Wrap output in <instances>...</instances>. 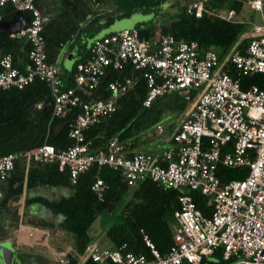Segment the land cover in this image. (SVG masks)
I'll return each mask as SVG.
<instances>
[{"label":"built area","instance_id":"obj_1","mask_svg":"<svg viewBox=\"0 0 264 264\" xmlns=\"http://www.w3.org/2000/svg\"><path fill=\"white\" fill-rule=\"evenodd\" d=\"M41 1L0 0V22L7 7L29 14L28 25L8 35L12 39L25 38L30 44L23 72L13 66L11 55L0 57V90H20L42 81L51 97L50 120L73 113L75 116L68 126L70 146L56 151L42 144L20 155L26 164L55 160L59 171H68L72 185L93 167L120 170L130 188L150 179L165 188L198 191L207 198L209 207V215H204L191 196L179 197V210L173 214L176 229L172 245L164 255L147 241L150 258L102 247L92 248L87 258L97 264H200L203 258L217 255L218 264H264V89L255 85L243 89L238 79L222 69L227 64L243 76L264 73V24L252 25V32L245 34L249 37L247 45L230 52L223 64L216 52L201 54L197 42L177 41L170 34L142 39L130 28L103 35L92 40L88 59L75 65L73 86L63 89L58 63L48 62L42 36L48 19ZM237 1L252 11L263 12L264 0ZM211 2L185 0L184 5L196 18L205 14L237 22L235 11H224ZM127 64L146 82L144 108L174 92H181L190 102L185 119L168 139L169 147L158 156L133 152L130 143H121L117 138L110 140L105 149L93 151L92 142L85 139V130L114 113L120 97L136 83L131 78L114 80L106 87L109 98H91L110 71L121 70ZM43 107L38 104L36 109ZM157 131L162 133L163 127L157 126ZM17 157H0V182L8 180ZM219 164L246 168L248 174L243 180L221 185L216 176ZM105 189L101 179L91 186L99 200ZM56 264L74 263L63 254Z\"/></svg>","mask_w":264,"mask_h":264},{"label":"trees","instance_id":"obj_2","mask_svg":"<svg viewBox=\"0 0 264 264\" xmlns=\"http://www.w3.org/2000/svg\"><path fill=\"white\" fill-rule=\"evenodd\" d=\"M167 2L168 0H60L62 12L59 18L47 22L42 32L48 62L57 63V55L63 47L69 50L77 48L82 54L75 60L73 69L77 63L88 59L90 42L100 26L99 15L92 11V7L101 8L105 4L117 12L116 17L105 14L107 26L112 24L114 19L129 18L133 14L152 16L147 22L137 23L133 27L140 38L148 39L158 34H170L177 41H195L201 54L212 50L217 53L221 64L234 49H242L247 45L249 39L244 36L250 32L252 22L246 21L243 17L244 10L248 8L244 2L237 0L211 2L224 11H235L237 20L235 23L205 14L196 18L188 14L186 6L180 5L177 1L172 6L178 11L170 19L160 22L159 19L169 15L167 10H163ZM14 13L15 10L7 7L3 10L2 19L9 21ZM24 14L29 16L26 12ZM88 15H92V18L88 19ZM29 50L30 44L25 38L12 39L7 33L0 34V57L4 54L11 55L13 66L21 72L28 63ZM222 69L234 79H238L243 89L251 85L264 89V73L243 76L227 64H223ZM72 71L61 77L63 89L73 86ZM126 78H131L136 83L120 97L114 113L103 117L97 124L85 130V139L92 142L93 151L105 149L110 140L117 138L121 143H130L133 152L158 156L163 149L169 147L170 142H165V139L175 132L178 126L175 118L186 111L188 102L183 99L181 92H174L155 99L149 108H144L142 103L147 95L146 82L141 73L130 64L121 70L110 71L101 80L99 88L92 93L91 98L94 100L109 98L110 94L106 88L108 83ZM50 101L48 87L39 80L20 90H0V157L7 154L18 155L14 169L6 180L7 193L1 209H7V202L10 199H17L24 190L41 186L68 189L69 196L61 197L57 201L36 197L26 199L25 206L40 204L52 215L62 218L59 227L74 238V251L67 255L72 263L77 264L87 250L91 239L88 231L94 221L103 212H112L129 193V198L115 221L105 231L104 244L107 246L102 248L150 258L148 241L159 254L164 255L172 245L175 231L170 228L169 219L174 220L173 214L179 210L178 199L182 195L191 196L196 208L204 215H209L207 198L198 191L165 188L150 179L130 188L120 170L107 167L91 168L81 174L76 184L72 185L68 171H59L55 160L26 164L20 155L33 152L42 144L51 145L56 151L66 149L72 144L68 137V126L75 114L52 120L44 117L42 110H37L36 106L45 105ZM62 124L64 126L60 129ZM159 125L163 127L162 133L157 131ZM247 174L246 168H227L221 164L216 170L221 185L231 180H243ZM96 179H101L106 186L102 200H99L91 190ZM217 257L215 255L203 258L200 264H218ZM83 264L97 263L87 258Z\"/></svg>","mask_w":264,"mask_h":264},{"label":"crops","instance_id":"obj_3","mask_svg":"<svg viewBox=\"0 0 264 264\" xmlns=\"http://www.w3.org/2000/svg\"><path fill=\"white\" fill-rule=\"evenodd\" d=\"M41 2H43L44 14L48 22L57 20L62 12L60 1L42 0ZM92 11L99 15L100 25L94 38L113 33H106L107 28L113 22L109 26L106 25L105 12H100L98 8L95 9L93 7ZM87 18L91 19L92 15H88ZM81 55L77 48L74 50H69L67 47L61 48L57 55L60 77L72 71L75 60ZM64 62L67 63L65 64ZM183 118L185 119V116ZM169 137L165 139V142H168ZM7 186V182H5V190L4 192H0L1 204L5 199ZM69 194L70 191L66 188L41 186L24 190L22 195L17 199H10L6 204L7 209H1L0 211V217L5 216L0 225V258L3 254L2 251H4V242H9L14 255L17 257L14 264H56L57 259L61 255L72 254L74 251V238L71 234L69 236L67 234L68 232L66 233V231L59 227L62 218L52 215L47 209L40 206V204H32L29 207L25 206L26 199L37 197L53 202L59 200L61 197H67ZM50 218L53 219V222H49ZM33 226H36L38 229L33 228ZM52 228L56 229V231H50ZM33 229H37L38 231L34 233ZM49 232H52V234ZM83 262L79 259V263Z\"/></svg>","mask_w":264,"mask_h":264},{"label":"rangeland","instance_id":"obj_4","mask_svg":"<svg viewBox=\"0 0 264 264\" xmlns=\"http://www.w3.org/2000/svg\"><path fill=\"white\" fill-rule=\"evenodd\" d=\"M176 1L179 2L180 5H184V3H185V0H168V2L165 3V5H164L163 10H167V12H169L170 17H169V15H166V16H163V19H159L158 21L163 22L166 19H170L171 16H173L178 11V9L176 7L172 6ZM93 8L96 9L97 6H93ZM98 10L100 12H105V14L107 16L116 17V15H117V12L114 11L113 8L107 4H105L101 8H98ZM263 16H264V9H263V12L261 14L260 12H255V11L250 10L249 8H246L244 10V14H243V17L245 18V20L252 22V25L264 24V17ZM151 18H152V16H148V15L133 14L129 18H122L119 20L117 19L113 22L112 25H110L107 28L106 33L118 32L122 29H130V28H133L137 23L147 22ZM250 27H252V26H250ZM250 31L252 32V29ZM246 36L247 35H245V37ZM246 38H249V37H246ZM64 63L66 64L67 62H64ZM65 64H64V66H66ZM189 108H190V102H188V104H187L186 111L184 113H182L181 115H178L177 118H175V122L178 123V122L182 121L184 119L183 117L186 115ZM129 195H130V193L127 194L121 200V202L118 204V206L112 212H103L94 221V223L91 225V227L88 231V234L90 235L91 239H90V242L88 244L87 250L85 251L84 255L80 258L81 262H83L87 257H89L91 255L92 248L107 246L106 244H104L105 243V238H104L105 231L115 221L116 216L120 213L123 205L125 204V202L129 198ZM12 218H14V216H12ZM50 221L53 222V219L50 218L49 222ZM169 225H170V228L172 230L176 229V223L171 218L169 219ZM33 228H37V227L33 226ZM37 229H33V232L36 233L38 231ZM50 231H56V229L52 228V229H50ZM49 233L52 234V232H49ZM67 234H69V233H67ZM69 236H71V235L69 234ZM5 255H7L6 259H5ZM16 260H17V257L14 255L13 250L11 251L10 248H4L3 257L0 258V264H14L16 262Z\"/></svg>","mask_w":264,"mask_h":264},{"label":"water","instance_id":"obj_5","mask_svg":"<svg viewBox=\"0 0 264 264\" xmlns=\"http://www.w3.org/2000/svg\"><path fill=\"white\" fill-rule=\"evenodd\" d=\"M28 23H29V17L25 16L21 12H15L13 17L9 21L4 20V21L0 22V34H4V33L8 34V33L18 32V31L24 29L28 25ZM51 108H52L51 102H48L44 105V107L42 109V114L44 117H50ZM63 126H64V124H62L59 128L62 129ZM4 190H5V183L0 182V192H4ZM4 218H5L4 215L0 217V225L2 224ZM3 244H4L3 248H10V250L12 251V248L10 247L9 242H4ZM2 253L4 254V251H2ZM3 254H2V257H3ZM6 257H7V255H5V259H6ZM210 260H212V259H210ZM212 262H217V261L212 260Z\"/></svg>","mask_w":264,"mask_h":264},{"label":"flooded vegetation","instance_id":"obj_6","mask_svg":"<svg viewBox=\"0 0 264 264\" xmlns=\"http://www.w3.org/2000/svg\"><path fill=\"white\" fill-rule=\"evenodd\" d=\"M0 211H1V203H0ZM1 213V212H0Z\"/></svg>","mask_w":264,"mask_h":264}]
</instances>
